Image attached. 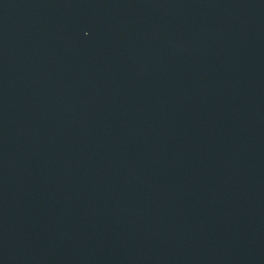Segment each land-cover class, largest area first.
Returning a JSON list of instances; mask_svg holds the SVG:
<instances>
[{
	"label": "water",
	"instance_id": "95a60500",
	"mask_svg": "<svg viewBox=\"0 0 264 264\" xmlns=\"http://www.w3.org/2000/svg\"><path fill=\"white\" fill-rule=\"evenodd\" d=\"M0 264H264V0H0Z\"/></svg>",
	"mask_w": 264,
	"mask_h": 264
}]
</instances>
